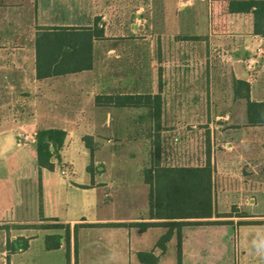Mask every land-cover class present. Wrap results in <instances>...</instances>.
I'll list each match as a JSON object with an SVG mask.
<instances>
[{
	"label": "crops",
	"instance_id": "0c3cea01",
	"mask_svg": "<svg viewBox=\"0 0 264 264\" xmlns=\"http://www.w3.org/2000/svg\"><path fill=\"white\" fill-rule=\"evenodd\" d=\"M122 1L0 0V264H178L177 229L162 250L157 243L168 226L155 223L140 229L136 224L164 220L150 216V185L144 170L153 159L170 166L210 163L215 210L232 212L204 218L219 223L181 227L182 264H264V142L257 132L250 138L254 127L264 125L248 123L246 99L243 126L226 142L219 146L212 132L204 136L202 146L193 142L189 150L176 149L170 154L160 134L155 138L154 133L164 119L162 110L158 123L148 106L104 102L108 95L135 94H160L163 100L162 74L154 84L150 73L155 62L163 63L153 60L152 49L141 46L151 40V32L135 33L141 24L136 13L143 10V23L150 24L153 8L158 9L155 14L165 29L172 25L177 32L188 27L204 32L205 37L194 35L209 43V65L221 54L237 69L233 82L235 78L249 81L251 98L263 101L254 97L253 81L240 74L237 63L247 49H258L264 58V34L255 28L258 14L255 10L230 12L225 0ZM121 2L131 9L133 20L120 19ZM96 25L104 28V35L93 36L92 52L84 46L83 55L92 54L90 67L56 74V63L42 62L44 74L39 76L37 40L43 29H93ZM171 35L162 34L163 55L168 53L166 41ZM55 38L44 35L42 44L46 40L51 45ZM85 42L88 45L89 39ZM173 46L172 52L178 54L180 43ZM62 50L56 54L68 49ZM122 57H135L132 68L136 65L138 71L121 76ZM139 71L142 76L134 74ZM138 109L145 113L137 115ZM145 125L151 140L147 148L103 146L96 150L100 155L95 164L101 159L105 167L101 171L91 168L93 152L85 135H129ZM39 128L67 132L61 160H55L52 170H40L38 164L35 141ZM155 142H159L158 152ZM83 192L91 202L83 199ZM44 223L70 224L69 237L64 228L37 226ZM53 233L64 237L60 247L49 250L45 235ZM19 236L30 239L28 248L9 250V240ZM140 252H151L158 260L143 262Z\"/></svg>",
	"mask_w": 264,
	"mask_h": 264
},
{
	"label": "rangeland",
	"instance_id": "374dc122",
	"mask_svg": "<svg viewBox=\"0 0 264 264\" xmlns=\"http://www.w3.org/2000/svg\"><path fill=\"white\" fill-rule=\"evenodd\" d=\"M122 2L119 9L120 19L126 22L133 20L131 9L129 10L127 6L124 7ZM143 12L141 10L135 15V19L141 23L135 33L141 35L145 31L151 32V40H148L149 42L145 45L142 43L141 46L152 49L153 60L163 63V66H159L160 64L155 62L152 72H150L154 84L158 83L159 75L162 74L160 81L164 90L162 100L164 119L160 128L155 127L154 129L155 138L160 134L163 145L169 154L176 149L187 151L193 142H197L199 147L202 146L204 136L212 132L215 135L216 143L220 146L226 142L234 130L243 126L246 102L245 99L234 98L233 94V77L237 69H234L231 61L221 54H216L215 64L209 65L210 45L208 42L202 43L199 41L202 39L194 35V33H200L199 37H205L204 32H193L189 27L177 32L172 29V25L165 29L159 23V15L155 14L158 9L154 8L149 16L150 24L146 22L144 25ZM130 32L129 30L125 31L126 34L129 33L132 36L133 34ZM165 32H170L172 35L166 41L168 53L163 55L161 53L164 44L162 34ZM175 32L179 34H174ZM175 42L180 43L178 54L172 52ZM184 43L187 45L184 46ZM216 46L218 47L217 44ZM247 51L248 53L244 55L243 59L237 62L240 64V74L252 79L254 97L264 99V58L259 55L258 49H247ZM134 58L122 57L121 64L125 66L121 68V76L132 75V70L138 71L136 65L133 66L135 69L132 68ZM140 62H142V58ZM134 74L142 76L143 72H134ZM135 111L137 115L145 113L144 110H142L143 112L139 109ZM127 113L131 114V111ZM253 129L254 132L250 133V138L253 139L257 132L264 142V126H257ZM191 134H193V138L190 140L189 135ZM84 139L93 150L90 166L96 171H101L100 167H105L101 159H98V163L95 164L97 155H100L96 152L98 148L111 147L112 145L147 148L151 143L147 125L142 130H136L129 135H85ZM87 197L89 194L85 195L83 192V199L86 198V202H91ZM96 211L99 212L98 208Z\"/></svg>",
	"mask_w": 264,
	"mask_h": 264
},
{
	"label": "trees",
	"instance_id": "16d2710c",
	"mask_svg": "<svg viewBox=\"0 0 264 264\" xmlns=\"http://www.w3.org/2000/svg\"><path fill=\"white\" fill-rule=\"evenodd\" d=\"M228 2L230 12H249L255 10L258 14L255 21V28L264 34V0H225ZM47 34H54L55 39L51 45L46 40L42 44V37ZM104 28L96 25L93 29L57 27L53 29H43L39 33L37 40L39 68L38 74L42 76L40 65L43 63H56L54 73H64L70 70L87 68L92 65V54L83 55L84 46L91 51L92 38L102 37ZM89 39V44H86ZM85 42V44H84ZM63 47L68 50L61 53ZM86 60V61H84ZM88 61V62H87ZM61 67V69L59 68ZM65 68H62L64 67ZM51 73V72H50ZM235 98H244L247 102V121L251 125H264V100L257 101L251 98V85L245 79H234ZM100 96L98 101L101 102ZM104 100L107 104L120 106L145 105L152 108V111L159 118L162 110L161 95H108ZM67 132L62 128H39L36 133L35 146L38 154V164L40 170L43 168L54 169L56 161L61 160V150L63 148ZM155 149L158 152L159 142H155ZM87 146H91L87 142ZM91 152H93L91 148ZM56 160V161H55ZM145 180L150 185L149 207L152 218L164 219L161 222H137L140 229H144L155 223L168 226V230L158 240V246L165 250L166 243L171 238L174 229L178 231V264H182L181 257V227L186 224L199 223H219L221 220H204L213 216H229L232 212H218L214 204L213 169L210 163L203 166H170L161 165L156 159L150 167L144 170ZM93 225V224H90ZM98 225H115L114 223H98ZM36 226V225H35ZM41 228H64L65 237L70 235V224L65 223H44L37 225ZM77 225H75L76 229ZM64 235L59 233L46 234L45 245L47 249L60 247ZM30 239L19 236L8 242L9 250L27 249ZM76 239V260L77 253ZM70 260V255L67 252ZM139 258L143 262H156L158 257L151 252H140Z\"/></svg>",
	"mask_w": 264,
	"mask_h": 264
},
{
	"label": "built area",
	"instance_id": "2783aa9c",
	"mask_svg": "<svg viewBox=\"0 0 264 264\" xmlns=\"http://www.w3.org/2000/svg\"><path fill=\"white\" fill-rule=\"evenodd\" d=\"M63 172H65V170Z\"/></svg>",
	"mask_w": 264,
	"mask_h": 264
}]
</instances>
